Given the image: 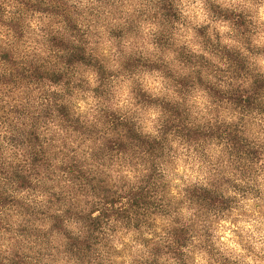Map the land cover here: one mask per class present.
<instances>
[{"label":"clouds","instance_id":"1","mask_svg":"<svg viewBox=\"0 0 264 264\" xmlns=\"http://www.w3.org/2000/svg\"><path fill=\"white\" fill-rule=\"evenodd\" d=\"M0 264H264V0H0Z\"/></svg>","mask_w":264,"mask_h":264}]
</instances>
